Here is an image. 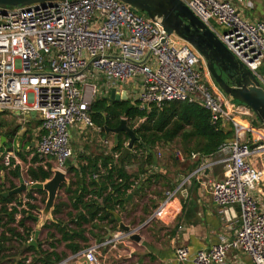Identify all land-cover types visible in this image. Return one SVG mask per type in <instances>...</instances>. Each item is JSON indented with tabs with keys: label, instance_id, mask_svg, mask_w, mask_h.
<instances>
[{
	"label": "built area",
	"instance_id": "2783aa9c",
	"mask_svg": "<svg viewBox=\"0 0 264 264\" xmlns=\"http://www.w3.org/2000/svg\"><path fill=\"white\" fill-rule=\"evenodd\" d=\"M182 1L264 87L259 72L264 66V22L246 19L239 8L252 9L251 1ZM172 37L179 39L169 36L160 22L119 0L0 8V113L16 114L21 125L32 119L39 122L36 154L53 165L52 171L66 173L68 161L75 158L72 130L82 134L94 128L103 133L90 110L97 98L110 97L113 89L119 95L126 91L131 106L149 109L166 102H188L207 109L214 124L230 122L235 138L219 150L228 155L225 179L209 185L214 203L229 224L238 217L236 208L240 209V230L232 242L223 239L209 251L191 255L188 248H178L177 262L225 264L228 252L236 250L248 255L253 264H264V211L254 195L264 185V168H259L264 166V129L233 120L235 114H254L246 106L231 110L234 100L217 88L207 68V75L203 71V57ZM100 143L107 149L105 155L112 154V142L101 139ZM14 154L1 153L5 166L17 159ZM176 157L185 158L182 152H176ZM190 157L196 159L199 154ZM173 197L169 192L166 203ZM120 233L118 240L130 238ZM110 244L91 245L56 264H108L101 249Z\"/></svg>",
	"mask_w": 264,
	"mask_h": 264
},
{
	"label": "trees",
	"instance_id": "16d2710c",
	"mask_svg": "<svg viewBox=\"0 0 264 264\" xmlns=\"http://www.w3.org/2000/svg\"><path fill=\"white\" fill-rule=\"evenodd\" d=\"M234 102L242 105L238 101L234 100ZM6 116V113H0V119ZM90 116L93 122L102 128L103 135H106L107 129H116L123 119H127L129 127L137 136V141L134 144L135 153L129 155L123 162H120V157L130 140L126 133L120 134L119 145L112 149V154H103L97 158L81 155L78 166L73 164L68 166L69 184L64 185L60 190L63 191L66 200L62 198L63 196H58L52 213L56 223L50 222L44 226V229L49 230L48 240L56 238L52 230L59 233L61 238L57 242L67 243L66 248L72 254L89 247L90 240L87 234H91L89 227H97L93 225L94 221L111 218V222L116 223L110 212L123 206L129 192L141 185L145 177L147 184H152L153 180L157 181V178H160L153 172L156 167L154 152L158 148H170L180 139L186 154L211 156L235 138L234 129L223 130L221 123L212 122L211 114L207 109L188 102H166L160 107L153 105L149 109H142L131 106L129 102L110 103L102 98L92 104ZM140 120L143 122L134 128L135 123ZM7 122L6 119L0 122V137H5L8 141L0 147V152L3 154L14 152L22 162L29 163L25 153L14 148V141L21 127H8ZM29 153V155L35 154L33 149ZM115 155L119 157L116 158ZM42 162L37 154L31 159L27 177L32 184L44 183L54 175L53 165L50 163L43 165ZM134 162H139L140 167L136 175L130 174L127 170V167ZM11 165L15 166V169L10 175L18 179L21 167L16 165L15 159L11 160ZM197 165L195 164L193 168ZM7 169L4 164L0 165V173ZM9 183L8 189L5 188L4 182L0 183V259L4 258L2 254L7 251L6 244L15 240L24 246L25 251L34 252L39 257L29 263L27 259H22L17 264H56L63 260L66 255L61 257L55 251H44L41 248L37 250L29 243L32 229L27 228L25 222L32 220L33 212L41 210L33 201H37L36 195H45V192L26 193L27 202L20 200L18 196L3 197L1 193L17 187L15 183L10 181ZM45 201L42 200V203L44 204ZM20 207L25 208L19 210ZM17 215L22 216L17 225L23 228V232L12 227L16 223ZM69 222H72L75 228L71 229L68 226ZM65 224H67L66 228ZM51 248L57 247L51 244Z\"/></svg>",
	"mask_w": 264,
	"mask_h": 264
},
{
	"label": "crops",
	"instance_id": "0c3cea01",
	"mask_svg": "<svg viewBox=\"0 0 264 264\" xmlns=\"http://www.w3.org/2000/svg\"><path fill=\"white\" fill-rule=\"evenodd\" d=\"M237 5L239 6L238 3ZM239 8L242 9L241 12L246 19L264 22V20L260 19L264 17H250L247 14L249 12L248 9H243L241 6ZM102 98L106 99L107 97H100L99 99ZM238 107L241 106L234 102L231 105V110H236ZM235 115L249 118V123L244 125H253L260 128L255 116ZM10 116L17 119L18 123L13 127L8 124V127H21L15 138L14 148L22 151L26 156H29L31 149L36 154V134L39 122L32 119L31 122L21 125L16 114H7V117ZM95 126L98 127L96 124ZM221 128L225 131L234 129L230 122L222 124ZM72 133L76 135L72 144L73 148L74 146L76 147V150L75 148L74 150L77 159L71 162L75 166L79 165V156L81 155L97 158L105 154L107 149L103 148L100 143L101 139L112 142L114 148L113 134H98L94 128L84 130L82 134L78 130H72ZM89 133L93 136L92 139L87 137ZM2 138L5 137H0V147H3L8 142L6 138L5 141H2ZM18 139H20L19 143L17 142ZM81 140L86 142L89 140L88 143L93 146L84 149L80 143ZM158 149L155 151L156 153L154 152L157 160L153 172L159 175L160 178H157V181L153 180L152 184H147L145 183L147 177H145L141 185L129 192L128 195L133 194L140 187L133 201L124 202L122 207H117L116 210L111 211L118 214L122 221L126 225L131 226L132 229H139L137 234L141 238L140 242L133 241L130 238L118 240L122 234L118 231V222L111 212L110 214L116 223H112V219L109 218L104 221H94L93 225L97 227H89L91 232V234H87L90 240L89 246L102 245L111 241L110 245L101 249V254L108 264H178L176 257L178 248H188L191 255L199 250L209 251L223 239L232 242L240 230V209L236 208L238 217L229 224L221 208L214 203L209 185L210 181H222L225 179L226 166L224 161L228 157L226 152L219 151L211 156L199 154V157L193 159L190 154L177 149L174 150L173 156L175 160L172 162L163 160L162 152H160L161 156L159 157ZM132 152L134 153V149ZM176 152H182L185 156L184 160H179L176 157ZM16 164L20 166L18 162ZM195 164L198 165L193 168ZM139 168V162H134L127 167V170L130 174L136 175L139 172ZM200 168L201 170L196 173ZM259 168L262 170L264 168L263 164H259ZM262 187L259 191L254 192V195L258 198L264 211V185ZM169 192L173 193L174 197L169 203H166ZM22 195L19 196V199L25 201L26 194ZM19 210L21 209L19 208ZM39 217L41 218V216ZM21 218V215H17L16 223L12 227L18 228L20 232H23V228L17 225ZM50 222L56 223L54 217L48 223ZM39 224L40 221L35 219L25 222L26 227L32 229L31 240L34 238ZM68 226L71 229L75 228L72 222H69ZM64 227L66 228L67 224ZM41 231L39 246L35 249L41 248L44 251H55L61 257L66 255L64 259L72 255L66 248L67 243L57 242L61 238L59 233L52 230L56 234V238L48 240L47 234L49 230L43 228ZM109 234H111L110 239L107 238ZM7 235L9 236V234ZM51 244H54L57 248L52 249ZM6 246L7 251L2 254L4 258L0 259V264H17L22 259H27V263H29L33 259L39 258L34 252L25 251L24 246L20 245L18 241L13 240L7 243ZM185 264H194V262L190 260ZM225 264H253V262L248 255L231 250L226 256Z\"/></svg>",
	"mask_w": 264,
	"mask_h": 264
},
{
	"label": "water",
	"instance_id": "95a60500",
	"mask_svg": "<svg viewBox=\"0 0 264 264\" xmlns=\"http://www.w3.org/2000/svg\"><path fill=\"white\" fill-rule=\"evenodd\" d=\"M65 1V0H0V8H18L31 7L33 5H45L46 3ZM127 5L132 6L139 12L146 14L150 19L162 24L164 30L169 36L176 35L182 41L191 45L204 59L207 71L219 90L226 96L238 101L248 107L256 116L261 127L264 129V87L257 77L244 66L221 42L218 36L204 24L192 10L182 0H119ZM110 103L114 101H128L126 91L122 95L117 94L115 89L112 90L110 97L106 98ZM32 118L36 114L31 113ZM108 135L114 136V147L119 145L120 134L126 133L129 137V143L123 151L120 162H123L131 155L137 136L131 129L126 119L116 129H107ZM5 141V138H2ZM20 139H18L19 143ZM155 156V153H154ZM156 160L157 157L155 156ZM71 162L68 161L67 165ZM52 179L44 183H35L30 186L25 184L22 174L19 173L20 184L15 189L1 193L3 197L20 196L31 191H43L48 195L47 202L42 216H31L32 219L40 221L39 228L35 232L34 238L30 245L34 248L39 246V237L42 229L53 218V210L60 190L64 185L69 184L67 173L54 170ZM140 187H138V190ZM136 190L133 194L124 199L125 203L132 202L134 196L138 193ZM117 222L118 231L130 234V239L140 242V236L133 232L131 226L126 225L122 218L115 212H111ZM111 234L107 237L110 239Z\"/></svg>",
	"mask_w": 264,
	"mask_h": 264
},
{
	"label": "rangeland",
	"instance_id": "374dc122",
	"mask_svg": "<svg viewBox=\"0 0 264 264\" xmlns=\"http://www.w3.org/2000/svg\"><path fill=\"white\" fill-rule=\"evenodd\" d=\"M250 1L252 2L254 8L253 9H248L249 12L247 14L250 17H254V18H259L260 16L264 17V0H250ZM235 4H237V3L235 2ZM260 19L264 20V18H260ZM213 26L215 27V29H217L219 31H222V29L219 26H217L215 23H213ZM180 44H183V42H181ZM206 68H207L206 65H203V71L205 70V73H206ZM259 72H260V74H262L264 76V66L259 70ZM206 75H207V73H206ZM207 79H208V81L212 82L211 79H210V77H209V75H208ZM97 100H98V98H97ZM239 106H244V105L242 104V105H239ZM5 119L8 121L7 123L10 124L11 126H15L18 123L17 119H15V118H13L11 116L10 117H7L6 116L4 119H0V122H2L3 120L5 121ZM232 119L238 121L241 124L242 123L243 124H248L249 123V118H245V117H241V116L233 115L232 116ZM139 124H140L139 122H136L135 125H134V128H137L139 126ZM259 125L260 124H258V126ZM87 137L89 139H92L93 136L89 133ZM88 141L86 142V141H82L81 140L80 143H81L82 147H84V149H86L87 147H90L91 148L93 146V145L89 144ZM128 143H127V145H128ZM74 148L76 150V147L75 146H74ZM177 149H180V150L184 151L183 143H182V141L180 139L177 140L174 143V147H172V148L161 147V149H159V150H160V152H162V158H163V160H169V161L174 162V160H175L174 159V156H173L174 155V150H177ZM0 155H1V152H0ZM14 156H15V154H14ZM34 156H35V154H31V155L27 156V160H28L29 163H24V162L20 161L18 157L15 156L17 158L16 159V162H18L19 165L21 166V172L20 173L22 174V177L25 180V184L27 182H30L28 180V177H27V171H28V168L31 165L30 164L31 159ZM75 159H77L76 153H75V158L73 160H75ZM42 160H43L42 164H49L50 163L49 161H47L45 159H42ZM0 165H3V159L1 157H0ZM14 169H15V167L11 165V166L8 167L7 170H5V171H3V172L0 173V183H3L4 182L6 189H8L10 187L9 181L15 183L17 186H19V184H20V178L14 179L10 175V172L13 171ZM67 177H69V176L67 175ZM21 196H23V195H21ZM58 196H63L62 198L64 200H66L65 199V195L63 194V191H60V193H59ZM36 197H37V201L36 202L33 201V203L36 204V205H38L41 210L38 211V212H33V215H31V216L39 217V216H42V211L45 208L48 195L45 192V195H36ZM42 200H46L44 204L42 203ZM56 203H57V201H56ZM24 208L20 207L21 210L24 209Z\"/></svg>",
	"mask_w": 264,
	"mask_h": 264
},
{
	"label": "bare ground",
	"instance_id": "6f19581e",
	"mask_svg": "<svg viewBox=\"0 0 264 264\" xmlns=\"http://www.w3.org/2000/svg\"><path fill=\"white\" fill-rule=\"evenodd\" d=\"M172 39L175 41V42H178V43H181V41L175 37H172Z\"/></svg>",
	"mask_w": 264,
	"mask_h": 264
}]
</instances>
